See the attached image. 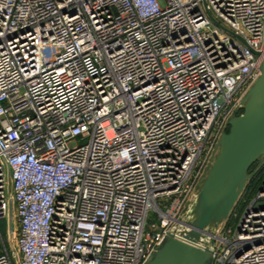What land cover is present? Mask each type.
Here are the masks:
<instances>
[{"label":"built area","instance_id":"built-area-1","mask_svg":"<svg viewBox=\"0 0 264 264\" xmlns=\"http://www.w3.org/2000/svg\"><path fill=\"white\" fill-rule=\"evenodd\" d=\"M263 58L264 0H0V264H144ZM249 173L210 264H264Z\"/></svg>","mask_w":264,"mask_h":264},{"label":"water","instance_id":"water-1","mask_svg":"<svg viewBox=\"0 0 264 264\" xmlns=\"http://www.w3.org/2000/svg\"><path fill=\"white\" fill-rule=\"evenodd\" d=\"M216 152L200 191L182 213L183 224L168 230L163 242L144 264L211 263L213 247L209 235L216 233L230 214L250 178L251 167L264 159V58L261 75L228 119V128L221 134Z\"/></svg>","mask_w":264,"mask_h":264},{"label":"rangeland","instance_id":"rangeland-1","mask_svg":"<svg viewBox=\"0 0 264 264\" xmlns=\"http://www.w3.org/2000/svg\"><path fill=\"white\" fill-rule=\"evenodd\" d=\"M241 112H242V110L240 109L239 113H241ZM263 182H264V173L262 174V176H260V178L254 184L248 199H250L252 196L256 195V193L259 191L260 187L262 186ZM157 222H158V219L155 217V215L152 212H150L147 227L150 228L152 223H157ZM5 227H6V223H5ZM0 229H1V222H0ZM1 233H2V236L5 237V232H2V230H1ZM2 241L3 240L0 239V249L3 247V243L6 240H4V242H2ZM11 243H13V241H11Z\"/></svg>","mask_w":264,"mask_h":264},{"label":"trees","instance_id":"trees-1","mask_svg":"<svg viewBox=\"0 0 264 264\" xmlns=\"http://www.w3.org/2000/svg\"><path fill=\"white\" fill-rule=\"evenodd\" d=\"M1 230L2 232H5V221H1Z\"/></svg>","mask_w":264,"mask_h":264}]
</instances>
